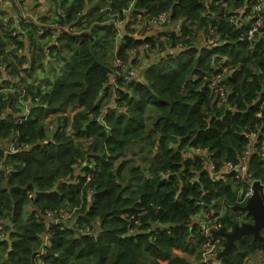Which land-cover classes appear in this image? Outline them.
Segmentation results:
<instances>
[{"label":"trees","instance_id":"obj_1","mask_svg":"<svg viewBox=\"0 0 264 264\" xmlns=\"http://www.w3.org/2000/svg\"><path fill=\"white\" fill-rule=\"evenodd\" d=\"M69 1L62 0L65 15L56 14L53 22L73 23L80 33L60 35V46L50 45L60 66L42 80L50 85L48 90L41 93L37 87L42 106L33 107V116L16 124L13 115L2 118L1 112L8 106L17 111V97L5 99L0 94V140L17 130L19 141L32 145L4 160L11 172L0 179V221L7 218L6 228L15 239L0 241V264H33L48 221H36L31 206L37 210L79 208L74 216L76 229L63 223L50 225L48 264H193L185 256L198 253L206 242L198 224L192 222L201 209L220 217L225 230L251 218L238 210L243 185L234 175L213 179L199 156L185 158L183 150L208 149L219 171L227 162H239L243 151L251 147L249 172L264 189V26L254 41L241 40L245 27L234 29L223 16L228 6L241 7L247 0H222L226 6L220 8H207L203 0H135L128 26L149 24L151 18L170 12L172 22H184L182 35L170 34L165 44L157 45L147 34L134 38L125 33L117 44L120 29L117 32L111 18L110 25L101 23L109 12L125 19L122 8L133 0H89L94 2L91 11L79 15L86 1ZM105 6L104 13H97ZM216 11L222 16L218 29L225 41L197 45L194 31L208 34L216 24ZM27 27V31L36 30L32 23ZM6 39L17 43L8 34L0 36V53ZM144 44L160 46L166 53L148 64L139 80L118 78L113 84L110 76L120 69L115 58L128 62L131 52ZM169 48L175 50L169 52ZM225 56L235 70L224 81L227 100L220 102L211 79L222 72L217 61ZM7 61L20 73L15 62ZM27 62L30 68L24 72L32 76L34 57L19 59L20 66ZM69 108L78 109L72 122L74 137L66 133V116H59L58 126L48 133L43 112L63 114ZM82 139H92L87 151ZM130 153L140 156L144 164L133 163ZM78 164L84 174H92L88 182L82 173L75 175ZM29 192L35 197L30 199ZM84 225L92 227V234L80 233ZM262 236L236 241V250L214 264H244L257 251L264 253V231Z\"/></svg>","mask_w":264,"mask_h":264},{"label":"built area","instance_id":"obj_2","mask_svg":"<svg viewBox=\"0 0 264 264\" xmlns=\"http://www.w3.org/2000/svg\"><path fill=\"white\" fill-rule=\"evenodd\" d=\"M86 1V0H85ZM204 3L209 8L211 5L219 6L226 4H222V0H203ZM87 3V2H86ZM134 4L135 0L131 1L128 7L122 8L123 14L125 15V19L119 20V13L116 12H109V16L101 23V25H110L108 20L111 18L113 25L118 29L119 36H116V42L119 44L120 40L124 37V34H131L124 31V29L128 26L129 21H131L130 16L131 13L134 11ZM108 6L100 7L97 11L99 14L104 13ZM81 13H85V9L83 11L78 12V15ZM56 14L65 15V10L62 8ZM55 14V16H56ZM54 16V18H55ZM227 18L234 29H240L245 27V30L240 34L241 40H249L254 41L256 36L261 35L260 29L264 26V0H247L246 4L241 7L233 8L232 12L227 11L226 14L223 15ZM213 17L216 19V24L211 26L209 32L207 34V41L216 43L219 45L225 40L220 37L218 26L220 24V18L222 17L218 11L213 12ZM52 26H48L44 29L45 34L51 37V42L49 45H55L57 47L60 46L58 37L63 34H77L80 33L78 29L73 25V23H68L66 26L60 25L58 22L54 21ZM31 24V23H30ZM28 24V25H30ZM164 25V24H171L176 29V35H182V27L184 22L182 20H178L172 22L170 20V12L163 13L156 18H151L149 22V27H154L157 25ZM28 25L24 26L27 27ZM27 31V30H26ZM175 33V30L173 31ZM5 34L10 35L14 38L17 43H12V51L7 50V54L0 53V94L5 95V99L8 98L9 95H15L17 97L16 103L14 108L17 111H13L11 107H6L1 112V117L4 118L5 116L13 115L15 118L16 124H22L26 121L29 117L33 116L31 113V109L33 107H40L42 106L41 100L37 94V87L40 86L41 93H44L46 90L49 89V86L44 85L42 80H38L33 76H28L24 69L30 68V63L27 62L20 66L19 59L26 56L29 58V61L32 60L33 56L31 54H27L23 48L22 42L24 44L27 41L26 35L20 32L16 26L12 25L7 19H3L0 16V36L5 38ZM170 36V35H169ZM182 48V45L178 46L179 49ZM49 54L57 57V52H51L50 48L48 50ZM18 56V57H16ZM7 60L15 62V65L18 66L20 69V73H16L13 70V66L9 64ZM50 60L53 62V66L51 64V72L54 71V68H59L60 62L59 59H49L47 63H40L39 68H43L46 71V64L51 63ZM228 56H225L217 61V68L222 69V72L212 77L211 79V86L214 88L215 93L219 97L220 102H226L228 88L225 85L224 81L228 80V78L232 75L235 70V66L232 63L228 62ZM129 62V61H128ZM128 62H123L121 58H115V67L120 68L115 74L110 76L111 82L114 84L116 79L122 78L127 82L137 81L141 77V73L139 71L129 65ZM38 68V69H39ZM37 69V70H38ZM37 75V71H36ZM31 92H29V87H31ZM115 104L113 103L112 107ZM126 110V108H123ZM78 109L69 108L63 114H52L45 110L43 112V127L49 133L53 129H55L58 124L56 123V119L59 116H66L68 118V127H67V135L74 137L72 134L73 127V117L77 113ZM258 116L261 117L262 114L259 112ZM101 122L105 124V121L101 119ZM264 131V123L262 126L261 131ZM19 132L17 130H12V135L1 139L0 140V150L3 151V159L0 162V179L2 177L8 178L11 172V169L5 165L4 160L7 156L11 154H16L24 150H28L32 147L31 143L28 142H20L19 139ZM252 143H254L255 135L251 136ZM82 147L84 151L88 150L89 145L92 143V139H82ZM252 152V148L249 147L243 151L239 162H227L225 163L219 171H217L216 164L213 161L212 154L209 152L208 149H203L200 147H193L190 149L183 150V155L185 158H195L199 156L202 159V163L204 164L205 170L209 173L210 177L217 180H225L228 175L233 174L235 180L242 184V188L239 191V197L237 200V204L239 206H245L247 204L248 199L253 194V183L255 181L252 180L251 174L249 172V156ZM262 156L264 157V145H263V152ZM82 167L80 164L75 166V175L82 173L86 177V181L88 182L92 174H84L82 172ZM78 183L79 180L76 179L74 181ZM92 191V190H90ZM28 196L30 199L35 197L34 192H29ZM78 207H67L61 208L57 210L52 209H45V210H37V208L32 207L30 213H35V219L38 222L43 220H47V232L45 233L44 241L40 245V247L36 250L34 255L33 264H48L45 260V256L48 251V247L50 242H48L50 238L49 228L51 224H59L63 223L76 229V216ZM214 211V210H213ZM219 216H222L218 213ZM220 218V217H219ZM218 217H213L211 212L207 209H201L192 219L193 223H197L202 235L206 239V242L198 247V253H201L198 256V253L195 252L192 257L194 260L192 261L193 264H214L218 262V255L224 249L225 238L221 236H214V232L219 231L221 229H225L222 222L219 221ZM247 222L244 220H240V223ZM7 218H3V221H0V241L7 239L9 237V230L6 228ZM98 224V221H96ZM75 225V226H74ZM94 229L97 228L93 225ZM92 227L84 225V228L80 233H88L92 234ZM95 231V230H94ZM131 232H134L135 229L131 228ZM244 264H250L249 262H245Z\"/></svg>","mask_w":264,"mask_h":264},{"label":"rangeland","instance_id":"obj_3","mask_svg":"<svg viewBox=\"0 0 264 264\" xmlns=\"http://www.w3.org/2000/svg\"><path fill=\"white\" fill-rule=\"evenodd\" d=\"M0 1L5 2V6H6V4L10 3L12 0H0ZM54 4H56L54 0H49V1H41L36 5L32 2H29L28 4H26V6H27V9L33 8L37 11V16L35 17V21L40 22L42 17L49 18L50 15H48V13L55 11V9L52 8ZM6 8H9L8 5ZM232 10L233 8L231 6H228L226 9V12L227 11L232 12ZM143 24L144 25L142 26L139 25V23H135L134 25L132 24L131 26H127L124 29V31H126L127 33H131L130 35L133 36L134 38H145L144 35L149 34V36H151L152 38L156 40L157 45L160 44V42H163V44H165L169 38V35H170L169 33L176 34V29L171 24H164V25L161 24V25H157L154 27H149L148 22H145ZM133 28H136V31H132ZM174 30H175V33L173 32ZM195 31H194V34H195V40L197 42V45L207 46L208 41H207L206 32L204 33L202 31H196V32ZM156 35L158 36L164 35L165 37L159 40V39H156ZM37 41L40 42L39 32H37ZM6 42H8L7 50L13 52L11 43H9L8 39H6ZM160 48H161L160 46L153 48L150 44L149 45L144 44V45L139 46L138 48H136L135 50L131 52V55L128 59L129 65L135 67L139 71V73H142V71L146 68V66L149 64V61L151 59L155 60L157 56L160 57L166 53V51L162 52V49ZM174 50H175L174 48H169L167 51L171 52ZM135 61L138 62L139 64H136ZM50 62L51 63H48L45 66L46 71L43 68H39L37 70V75H35L34 78H37L38 80H42L44 78L51 77L53 75V72H51V64L53 66V62L51 60ZM41 63H47V60L44 59L41 61ZM113 63H114V59L111 61L112 67H113ZM54 78H56V76H54ZM129 159H132L133 163L135 164H139V165L144 164L140 156L133 157L130 153ZM224 212H225V209L222 208L220 210V213L223 214ZM8 240L9 241L11 240L10 236L8 237ZM185 257H187L191 261L194 260V258H190L189 256H185ZM247 262H250V264H264V253H262L261 251H257L253 255L249 256V258L247 259Z\"/></svg>","mask_w":264,"mask_h":264},{"label":"crops","instance_id":"obj_4","mask_svg":"<svg viewBox=\"0 0 264 264\" xmlns=\"http://www.w3.org/2000/svg\"><path fill=\"white\" fill-rule=\"evenodd\" d=\"M41 1H49V0H12L10 3L6 4V6H5V2L0 1V16H2L3 19H7L12 25L16 26L17 29L20 32L24 33V35H26L27 37V41L24 44L23 48L27 54H31L34 57L35 69L31 70L32 71L31 73H33V76L36 75V71L39 68L42 60L44 59L45 60H49V59L55 60L56 58H58V56L55 57L52 54L48 53V50L50 48L49 44L51 42V37H49V35H45L44 29L54 24L53 18L55 14L63 8L61 6L62 0H54L56 4H54L52 8L55 9V11L48 13V15H50L49 18L42 17L40 22H36L35 17L37 16V11L33 8L27 9L26 4H28L29 2H32L36 5ZM70 2L71 0L69 1V3ZM86 2L87 4L85 7V13L90 12L94 4V2H90L89 0H86ZM7 5L9 8H6ZM89 18H92V16H90ZM30 23L36 26L35 31H32V29H30V31H26L28 30V27H25L24 29V26ZM37 32H39L40 42L37 41ZM31 34L33 35L32 38L34 42L30 40ZM169 34H173V33H169ZM164 37H165L164 35H160V36L156 35V39H159V40L163 39ZM7 46H8V42H6V45L4 47V52H2V54H7ZM155 60L151 59L149 61V64L154 62ZM112 105L113 103L111 104V106ZM31 208L32 206L29 208V210H31ZM187 256H189L190 258H194L191 255H187Z\"/></svg>","mask_w":264,"mask_h":264},{"label":"water","instance_id":"obj_5","mask_svg":"<svg viewBox=\"0 0 264 264\" xmlns=\"http://www.w3.org/2000/svg\"><path fill=\"white\" fill-rule=\"evenodd\" d=\"M184 26V24H183ZM238 210L251 218V222L237 223L233 230L221 229L214 232V236L225 238L224 249L219 253L218 260L226 257L231 250H236V241L252 235L254 239H261L264 231V189L259 181L253 183V194L245 206Z\"/></svg>","mask_w":264,"mask_h":264},{"label":"clouds","instance_id":"obj_6","mask_svg":"<svg viewBox=\"0 0 264 264\" xmlns=\"http://www.w3.org/2000/svg\"><path fill=\"white\" fill-rule=\"evenodd\" d=\"M245 215H246V214H245ZM246 217H247V216H246ZM249 218H250V217H249ZM251 221H252V220H251ZM9 233H10V232H9ZM9 236L11 237V233H10V235H9ZM13 239H15V238H12V237H11V240H13Z\"/></svg>","mask_w":264,"mask_h":264}]
</instances>
